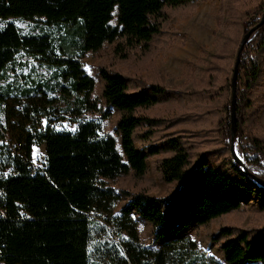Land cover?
I'll use <instances>...</instances> for the list:
<instances>
[{
  "label": "trees",
  "instance_id": "16d2710c",
  "mask_svg": "<svg viewBox=\"0 0 264 264\" xmlns=\"http://www.w3.org/2000/svg\"><path fill=\"white\" fill-rule=\"evenodd\" d=\"M198 1L207 0H0V20L42 19L49 26L68 28L53 35L23 33L12 22L0 25V81L19 51L52 67L56 79L32 86L17 80L0 84V264H264V226L248 230L222 226L210 234L222 260L200 250L195 239L185 234L189 228L207 227L243 210L240 190L249 195L256 191L257 210L264 213V185L245 174L229 153L230 78L222 64L234 60L242 35L259 21L264 0L242 10L238 0L222 1L234 34L208 63L201 88L185 94L188 101L206 106L199 113L148 115L144 111L152 107L174 106L169 90L147 81L130 83L122 73L102 68L101 86L93 96L95 80L82 67V59L105 44L123 58L125 51L141 59L150 57L166 42L170 17L194 8ZM263 74L264 22L240 53L234 106L235 147L248 171L262 181L264 133H256L255 128L264 94L256 96L255 89ZM7 98L14 101L8 105ZM182 100L179 94L178 101ZM111 109L117 111L114 134L103 133L98 120L81 118L100 112L99 120H107ZM60 113L76 121L74 131L40 125L42 117ZM203 118L214 121L207 138L176 129L182 124L196 126ZM37 145L44 147L38 169L32 161ZM199 146L206 149L202 161L194 165ZM157 155H162L158 163L162 181L177 186L173 192L158 198L113 187L125 176L143 179L146 160ZM32 178L46 185L55 179L63 193L80 195L86 214L46 212L35 196L19 195L13 201L7 194L12 181L24 186ZM79 179L75 187H67ZM138 220L150 226L151 246L141 243ZM109 229L120 238L119 245L97 241Z\"/></svg>",
  "mask_w": 264,
  "mask_h": 264
},
{
  "label": "rangeland",
  "instance_id": "374dc122",
  "mask_svg": "<svg viewBox=\"0 0 264 264\" xmlns=\"http://www.w3.org/2000/svg\"><path fill=\"white\" fill-rule=\"evenodd\" d=\"M222 1L223 0L198 1L196 6L192 9H184L175 12L170 17L167 28L165 29L166 42L160 44L155 52L148 58L141 59L137 53L126 51V57L123 58L120 53L115 52L112 45L107 44L103 45L101 50L87 54V56L82 59V67L86 74L92 76L95 80L93 96L98 94V90L101 86L99 69L102 68L107 72L122 73L130 83H136L139 80L147 81L154 84H162L169 90L168 95L174 99V106L171 109L165 104L152 107L144 111V113L148 115L167 117L175 113L186 114L203 111L206 106L188 101L185 94L201 88L200 78L205 73L208 63L219 48L234 34L233 23L226 9L222 8ZM261 1L263 0H238L237 7L239 10H242L256 5ZM250 21L251 20H249V22ZM6 22L14 23L23 33H39L41 31H46L54 35L57 33L64 34L66 29H68L62 24L59 25L58 28L49 26L45 24L42 19L24 20L19 18H8L0 20V25ZM234 60L225 59L222 62L226 67L225 75L229 78H231ZM53 73L54 69L52 67H48L33 55L24 51H19L15 56V62L7 71L6 77L0 81V84L3 86L5 83H14L16 80L18 84L22 86H32L34 82L40 84L43 81L54 83L56 79L52 77ZM179 94L183 97L182 102L178 101ZM263 94L264 74L255 89L256 96H262ZM5 101L9 103L6 104L10 105L14 100L12 98H7ZM110 112V117L107 120H99L100 112H88L81 118L98 120L101 124L103 133L114 134V123L117 118V111L111 109ZM60 115H62V113H60ZM60 115L54 116V118L52 116L51 118L42 117L40 125L45 126L48 124L49 127L56 131H74L76 121L69 115ZM0 120L3 121L1 108ZM213 122L211 118H203L196 126L182 124L176 129L180 133H198L201 138H207L212 134ZM255 132L260 134L264 133V109L260 110L258 113ZM155 143L159 142L156 141ZM135 145L138 147L137 143ZM34 149L39 150V155L36 156V162L33 163L34 168L38 169L43 164L44 154L41 146H34L32 149V161L34 158ZM205 149V146H199L195 149L194 165L202 161L203 151ZM237 154L239 155L238 152ZM161 157L162 155H157L146 160L147 172L143 179L137 180L132 176H125L116 181L113 187L131 193L144 191L147 195L158 198L167 196L169 193L173 192L177 186L175 184L165 185L162 181L161 173L158 169V163ZM218 163V161L213 162V164ZM224 163H226V161H224ZM226 169H228L227 166ZM48 181L49 183L46 185L40 180L32 178L27 183L30 192L36 194L34 195L35 198L40 199L42 202L44 210L46 212H51L54 209H59L76 214L79 213V207L81 206L77 201V196L63 193L61 191L62 185L57 180L52 179ZM81 181L82 179L69 182L67 183V187H75ZM14 182L12 181L8 187V191L12 196H14L17 191ZM255 193L256 191L253 190L249 195L240 190L239 197L244 203L243 210L220 217L211 222L207 227L189 228L185 231V234L195 239L200 250L218 260H222V255L218 247L210 243L209 235L215 233L218 228L222 226H234L245 230L263 227L264 213L257 210ZM66 196L74 201L71 202V204L68 203L65 199ZM121 204L122 201L117 203L114 208V214L117 213ZM137 223L141 243L145 246H151L152 237L150 235V226L141 220H138ZM103 239L112 241L117 245H119L120 241V238L113 234L110 229L106 235L97 237V241ZM247 264L261 263L259 261H249Z\"/></svg>",
  "mask_w": 264,
  "mask_h": 264
},
{
  "label": "water",
  "instance_id": "95a60500",
  "mask_svg": "<svg viewBox=\"0 0 264 264\" xmlns=\"http://www.w3.org/2000/svg\"><path fill=\"white\" fill-rule=\"evenodd\" d=\"M264 22V12L262 13L259 21L252 27H250L241 37L236 55H235V60L233 63V68H232V73H231V78H230V143H229V153L232 158V160L240 166L244 173L251 176L256 182L261 183L264 185V181L261 179L257 178L255 175L251 174L247 167L245 166V163L243 160L239 157V155L236 152L235 149V98H236V77L238 73V64H239V58H240V53L244 47V44L248 41L249 37L251 34Z\"/></svg>",
  "mask_w": 264,
  "mask_h": 264
},
{
  "label": "crops",
  "instance_id": "0c3cea01",
  "mask_svg": "<svg viewBox=\"0 0 264 264\" xmlns=\"http://www.w3.org/2000/svg\"><path fill=\"white\" fill-rule=\"evenodd\" d=\"M41 146L42 150H43V154H44V149H43V145H39ZM16 184V193L14 194V196H12L9 192H7V194L10 196V198L15 201L17 199V197L19 195H23L26 198H31L34 197V194H32L28 188V186L25 184L24 186L21 185L20 181H15L14 182ZM77 201L79 203V205L81 207H79V214L84 215L86 214V210L84 209L83 206V198L79 195L77 196Z\"/></svg>",
  "mask_w": 264,
  "mask_h": 264
},
{
  "label": "snow or ice",
  "instance_id": "6c2138e0",
  "mask_svg": "<svg viewBox=\"0 0 264 264\" xmlns=\"http://www.w3.org/2000/svg\"><path fill=\"white\" fill-rule=\"evenodd\" d=\"M39 155V150L38 149H34V158H33V163L36 162V156Z\"/></svg>",
  "mask_w": 264,
  "mask_h": 264
},
{
  "label": "built area",
  "instance_id": "2783aa9c",
  "mask_svg": "<svg viewBox=\"0 0 264 264\" xmlns=\"http://www.w3.org/2000/svg\"><path fill=\"white\" fill-rule=\"evenodd\" d=\"M25 217L27 218L28 216L25 214Z\"/></svg>",
  "mask_w": 264,
  "mask_h": 264
}]
</instances>
